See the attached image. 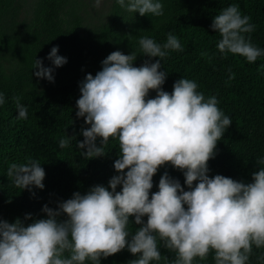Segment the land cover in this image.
<instances>
[{"label": "clouds", "instance_id": "clouds-1", "mask_svg": "<svg viewBox=\"0 0 264 264\" xmlns=\"http://www.w3.org/2000/svg\"><path fill=\"white\" fill-rule=\"evenodd\" d=\"M100 2L95 0V7ZM117 3L141 16L163 15L159 0ZM249 21L233 4L214 16L210 27L222 37L218 43L222 53L239 54L251 63L264 51L243 35L255 29ZM139 44L143 55L160 59L135 67V53L113 51L95 76L88 73L80 83L76 101V116L90 125L82 128L83 141H77L80 149H86L81 155L103 156L109 139H118L114 168L119 174L108 187L95 185L83 195L75 192L57 210L44 205L47 218L27 225L19 218L14 223L0 219V264H85L86 260L100 264L101 257L125 248L139 255L131 264H150L161 259L157 238L177 253L175 264L204 260L210 250L215 252V264H246L252 246H264V167L254 171L248 183L221 174L209 177L208 161L232 120L217 107L215 96L206 100L197 91L193 80L178 79L171 93L162 89L167 73L159 69L166 50H183L176 36L169 33L163 45L141 37ZM57 53L58 46L52 47L48 59L59 67L67 58ZM34 67L39 68L35 76L54 82L53 69L44 67L42 60L36 59ZM150 90L156 91L154 98H148ZM15 101L17 118L27 119V108L18 97ZM4 103L0 93V105ZM72 137L61 138L59 146L68 147ZM168 163L183 171L188 190L165 172L159 190L150 196L154 175ZM258 163L264 165V159ZM45 175L41 163L33 160L12 163L7 170V177L14 178L20 189L33 185L43 189ZM117 185H122L121 191ZM61 214L67 219L58 220ZM132 216L140 227L129 239Z\"/></svg>", "mask_w": 264, "mask_h": 264}, {"label": "trees", "instance_id": "trees-1", "mask_svg": "<svg viewBox=\"0 0 264 264\" xmlns=\"http://www.w3.org/2000/svg\"><path fill=\"white\" fill-rule=\"evenodd\" d=\"M63 1L40 0L33 22L19 30L0 31V93L5 99L0 105V219L14 223L19 218L27 225L47 218L42 211L44 205L57 210L59 203L72 198L75 192L83 195L95 185L108 187L109 180L119 174L114 168L120 151L118 139H109L103 156L86 159L81 155L86 149H80L77 141H83L82 128L90 125L76 116V101L81 95L80 83L88 73L95 76L111 52L135 53V67L146 60L154 63L160 59L143 55L141 37L163 45L171 33L182 45V51L168 49L162 58L159 70L167 73L164 91L171 93L180 78L193 80L197 91L206 100L215 96L217 107L232 120L217 142L216 155L208 161L209 177L221 174L252 182V173L264 167L258 163L264 159V54L250 63L239 54L222 53L218 48L222 37L210 26L223 9L238 5L241 15L250 17L249 23L255 25L254 31L243 35L264 51V0H159L163 15L141 16L137 12L126 27L123 7L115 0L109 22L87 35L81 33L79 16L70 21L62 18ZM54 46H58V55L67 58L59 67L48 59ZM36 59L53 69L54 82L35 76L39 71L34 67ZM156 94L150 90L148 98ZM17 97L27 108V119L17 118ZM69 136H74L69 146L61 148L60 139ZM29 160L38 161L45 170L43 189L34 185L20 189L14 178L7 177L10 164H27ZM165 172L188 190L183 171L168 163L154 175L150 196L159 190ZM116 190L121 191L122 185ZM57 219L63 221L67 216L61 214ZM129 219L130 239L140 225L134 216ZM142 219L146 222L147 216ZM157 243L161 259L150 264H175L177 253L167 249L159 238ZM214 255L210 250L206 259L197 257L193 264H215ZM138 258L125 248L101 257L100 264H131ZM85 264L92 262L86 260ZM246 264H264V246L253 245Z\"/></svg>", "mask_w": 264, "mask_h": 264}, {"label": "rangeland", "instance_id": "rangeland-1", "mask_svg": "<svg viewBox=\"0 0 264 264\" xmlns=\"http://www.w3.org/2000/svg\"><path fill=\"white\" fill-rule=\"evenodd\" d=\"M40 0H0V31L10 32L19 30L25 24L35 20ZM115 0H101L100 6L95 7V0H64L60 15L67 21L74 16L81 18V33L84 35L97 32L106 25L112 15ZM128 0H125L127 4ZM136 13L123 7L124 26L131 24Z\"/></svg>", "mask_w": 264, "mask_h": 264}]
</instances>
